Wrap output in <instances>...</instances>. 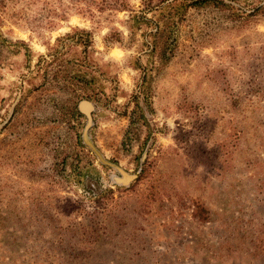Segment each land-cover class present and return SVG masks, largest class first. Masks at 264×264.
I'll list each match as a JSON object with an SVG mask.
<instances>
[{"label":"rangeland","instance_id":"374dc122","mask_svg":"<svg viewBox=\"0 0 264 264\" xmlns=\"http://www.w3.org/2000/svg\"><path fill=\"white\" fill-rule=\"evenodd\" d=\"M46 1L0 0V264H264V0Z\"/></svg>","mask_w":264,"mask_h":264},{"label":"trees","instance_id":"16d2710c","mask_svg":"<svg viewBox=\"0 0 264 264\" xmlns=\"http://www.w3.org/2000/svg\"><path fill=\"white\" fill-rule=\"evenodd\" d=\"M176 0H142V4L144 7V12L146 11L147 13L149 12H157L160 8V6H162L165 3L168 2H173ZM192 2L188 5H184L187 8H206V7H214V8H218L221 10H225V9H229L230 6L227 5L224 0H191ZM4 2V1H3ZM46 4L49 5V2H47L45 0ZM61 2V1H60ZM73 5L77 8L78 11L80 12H85V13H90L93 14L95 10L103 12L107 9H112L115 11H127L130 12L131 14H134L135 11L132 9V7L130 6L129 0H72ZM180 6V5H179ZM178 6H173L172 4L167 5L166 7L163 8V12H160V19H164L165 23H166V28L164 30H160L158 31V38L160 37V39H162L164 37V33H166L168 31V28L174 23V12L177 9ZM182 8V6H181ZM177 9L176 12L181 13V11H183V9ZM185 11V9H184ZM262 11H264V7H260L256 10L257 13H263ZM185 12H182L181 14H183ZM136 15V14H135ZM136 18V16H134ZM2 18L0 16V29L2 27ZM159 26V25H157ZM170 35V34H169ZM5 41H7V39L2 38L1 35V30H0V43H5ZM155 51H158L161 49V52L159 54V58L163 61L166 62V56L168 54V43L167 42H163L161 45V43H157V41H155ZM159 48V49H158ZM156 53V52H155ZM72 115H78L81 116V114L78 111V107H74L73 108V113ZM260 238L262 239V237L260 236L257 241L259 244V248L264 246L261 244L260 242Z\"/></svg>","mask_w":264,"mask_h":264},{"label":"water","instance_id":"95a60500","mask_svg":"<svg viewBox=\"0 0 264 264\" xmlns=\"http://www.w3.org/2000/svg\"><path fill=\"white\" fill-rule=\"evenodd\" d=\"M83 109H86V111H89L88 109H90V107H91V105H90V103H88V102H85V103H83ZM85 140H86V142L91 146V147H93L92 145H91V143L88 141V139H87V136L85 135ZM93 149H94V151H95V153L98 155V157L101 159V161L103 162V163H105V164H107V165H110V166H113V165H111L110 163H108V162H106L103 158H102V156L97 152V150L93 147ZM113 167H115V166H113ZM118 169V168H117ZM122 174H123V176L125 177V180L124 181H121L122 183H128L129 181H131L132 179H133V177H130V176H128L123 170H121V169H118Z\"/></svg>","mask_w":264,"mask_h":264},{"label":"clouds","instance_id":"9594fccd","mask_svg":"<svg viewBox=\"0 0 264 264\" xmlns=\"http://www.w3.org/2000/svg\"><path fill=\"white\" fill-rule=\"evenodd\" d=\"M176 120L172 119L171 117L166 118L165 124L163 126H167L169 129L174 128L176 125ZM163 135V134H161ZM164 139H167L166 137Z\"/></svg>","mask_w":264,"mask_h":264}]
</instances>
